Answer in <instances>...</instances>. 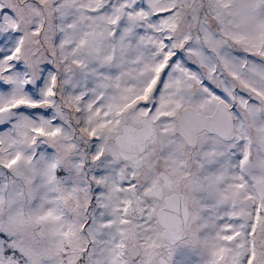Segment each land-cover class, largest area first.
I'll return each instance as SVG.
<instances>
[{
    "label": "snow or ice",
    "instance_id": "snow-or-ice-1",
    "mask_svg": "<svg viewBox=\"0 0 264 264\" xmlns=\"http://www.w3.org/2000/svg\"><path fill=\"white\" fill-rule=\"evenodd\" d=\"M0 264H264V0H0Z\"/></svg>",
    "mask_w": 264,
    "mask_h": 264
}]
</instances>
